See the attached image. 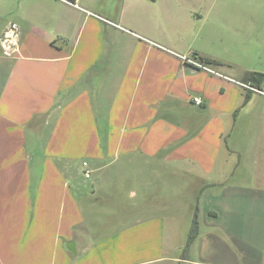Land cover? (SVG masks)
Wrapping results in <instances>:
<instances>
[{
    "label": "crops",
    "instance_id": "crops-1",
    "mask_svg": "<svg viewBox=\"0 0 264 264\" xmlns=\"http://www.w3.org/2000/svg\"><path fill=\"white\" fill-rule=\"evenodd\" d=\"M73 2L0 0V264H264V84L229 55L248 40L177 0ZM101 200L133 223L97 237Z\"/></svg>",
    "mask_w": 264,
    "mask_h": 264
},
{
    "label": "rangeland",
    "instance_id": "rangeland-1",
    "mask_svg": "<svg viewBox=\"0 0 264 264\" xmlns=\"http://www.w3.org/2000/svg\"><path fill=\"white\" fill-rule=\"evenodd\" d=\"M210 5L211 8L203 0H177L179 12L182 13L181 9H184V15L188 17V23L192 22V27L209 28L220 40H248L241 47L239 42L236 49L231 48L229 55L238 67L264 73V0H211ZM80 172L77 180L81 185L90 193L95 191V196H100L102 188L96 181L97 173L87 178L82 169ZM208 203L207 199L204 209ZM83 207L87 223L97 237L104 233L122 231L133 223L121 220V205L101 200L91 207V211L84 201Z\"/></svg>",
    "mask_w": 264,
    "mask_h": 264
},
{
    "label": "built area",
    "instance_id": "built-area-1",
    "mask_svg": "<svg viewBox=\"0 0 264 264\" xmlns=\"http://www.w3.org/2000/svg\"><path fill=\"white\" fill-rule=\"evenodd\" d=\"M62 1L77 5L76 2H73V0H62ZM14 36H15V34L13 31L12 33H9V32L5 33V36L3 37V42H4V47H5L4 52L6 55H11L13 52L16 51V43L13 40ZM5 40H8V42L6 43ZM181 57L183 58V60L185 62H188L195 67L201 68L203 70L209 71V72L214 73V74L221 75L212 66H210V64H207V63L203 62L202 60L193 58L192 56H186V55H182ZM194 101L196 103L200 104V103H202V98L199 96L194 97ZM84 164L86 165L87 162H84ZM86 176L87 177L91 176L90 170L86 171Z\"/></svg>",
    "mask_w": 264,
    "mask_h": 264
},
{
    "label": "trees",
    "instance_id": "trees-1",
    "mask_svg": "<svg viewBox=\"0 0 264 264\" xmlns=\"http://www.w3.org/2000/svg\"><path fill=\"white\" fill-rule=\"evenodd\" d=\"M202 61L207 63V64H220L222 62H220L217 59L211 58V57H201ZM246 81H248L250 83V85L252 86H256V87H262L264 84V73H258V72H254V71H250L247 73L246 76Z\"/></svg>",
    "mask_w": 264,
    "mask_h": 264
},
{
    "label": "water",
    "instance_id": "water-1",
    "mask_svg": "<svg viewBox=\"0 0 264 264\" xmlns=\"http://www.w3.org/2000/svg\"><path fill=\"white\" fill-rule=\"evenodd\" d=\"M14 31V28L12 27V28H10V30L8 31L9 33H12ZM5 42L7 43L8 42V40H5ZM70 248H72V249H74L75 250V248H74V246L72 245H70Z\"/></svg>",
    "mask_w": 264,
    "mask_h": 264
}]
</instances>
